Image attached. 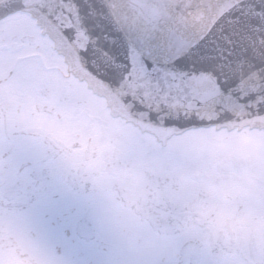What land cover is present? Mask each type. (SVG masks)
Returning a JSON list of instances; mask_svg holds the SVG:
<instances>
[{
    "label": "flooded vegetation",
    "instance_id": "obj_1",
    "mask_svg": "<svg viewBox=\"0 0 264 264\" xmlns=\"http://www.w3.org/2000/svg\"><path fill=\"white\" fill-rule=\"evenodd\" d=\"M0 264H264V129L144 131L0 13Z\"/></svg>",
    "mask_w": 264,
    "mask_h": 264
},
{
    "label": "water",
    "instance_id": "obj_2",
    "mask_svg": "<svg viewBox=\"0 0 264 264\" xmlns=\"http://www.w3.org/2000/svg\"><path fill=\"white\" fill-rule=\"evenodd\" d=\"M112 112L158 137L264 129V0H2Z\"/></svg>",
    "mask_w": 264,
    "mask_h": 264
},
{
    "label": "snow or ice",
    "instance_id": "obj_3",
    "mask_svg": "<svg viewBox=\"0 0 264 264\" xmlns=\"http://www.w3.org/2000/svg\"><path fill=\"white\" fill-rule=\"evenodd\" d=\"M61 236L63 235V233L61 232V234H60Z\"/></svg>",
    "mask_w": 264,
    "mask_h": 264
}]
</instances>
